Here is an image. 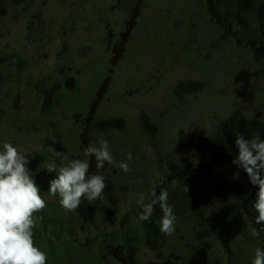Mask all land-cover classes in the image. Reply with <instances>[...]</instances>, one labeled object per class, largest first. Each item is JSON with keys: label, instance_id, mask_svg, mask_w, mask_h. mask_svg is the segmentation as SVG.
<instances>
[{"label": "rangeland", "instance_id": "374dc122", "mask_svg": "<svg viewBox=\"0 0 264 264\" xmlns=\"http://www.w3.org/2000/svg\"><path fill=\"white\" fill-rule=\"evenodd\" d=\"M1 1V0H0ZM6 14L0 19V151L11 143L28 157L46 207L35 214L34 243L47 255V264H121L108 255V246H118L132 238L139 248L138 263L156 260L145 244L144 227L138 222L142 206L138 193L148 194L162 180L168 156L193 161L199 143L209 139L221 121L234 111L264 120V59L239 46L233 37L210 16L206 0H148L127 46L123 62L116 69L111 88L99 111V119L122 118L123 131L95 132L93 143L109 142L115 161L127 160L129 171L114 165L100 173L107 185L94 206L96 226L85 233L77 209L66 211L58 196L49 194L57 168L72 160L87 159L74 115L86 114L97 90L108 76L111 53L106 46L109 32L119 36L125 29V15L114 9L116 0H3ZM42 11L45 22L39 42H27V24L32 14ZM237 36L262 41L253 20L247 35L233 25ZM92 46L93 52L80 57L78 50ZM21 54L22 57H18ZM76 84L69 90L66 80ZM60 85L61 105L43 113L41 84ZM194 80L204 84L201 92L178 100L176 84ZM145 112L158 128L150 138L140 126ZM68 116L69 119H66ZM63 152L60 161L49 150ZM234 188L246 186L241 169L233 164L218 169ZM108 206L113 214L101 212ZM211 214L201 222L195 213L178 219L175 232L163 252L178 264H252L257 248L264 250V235L253 237L248 219L239 213L234 224L229 257L218 240V231L205 241L198 230L207 226Z\"/></svg>", "mask_w": 264, "mask_h": 264}, {"label": "trees", "instance_id": "16d2710c", "mask_svg": "<svg viewBox=\"0 0 264 264\" xmlns=\"http://www.w3.org/2000/svg\"><path fill=\"white\" fill-rule=\"evenodd\" d=\"M210 16L224 29L225 37L235 38L239 46L251 49L257 60L264 59V0H206ZM148 8V0H116L114 9L125 15V29L115 38L112 32L108 33L106 46L111 53L108 76L97 90L95 99L89 104L86 114L73 116L80 129V140L84 148L93 143L92 135L95 132H107L112 130L123 131L126 122L122 118L99 119L98 114L108 94L116 69L123 62L134 30L139 19ZM6 14L5 2L0 1V19ZM253 20L257 23L258 31L262 41L252 36H237L233 25L238 26L245 35L251 32ZM45 22L42 11L31 15L27 24V42L33 46L42 37L43 25ZM92 46L82 47L78 50L80 57H86L92 53ZM18 57H22L21 54ZM264 73V71H263ZM44 91L43 113H50L55 107L61 105L59 99L60 85L47 86L45 80L41 81ZM76 81L74 78L66 80V87L71 90ZM1 85V82H0ZM204 84L194 80L182 81L176 84L174 96L182 100L185 96L201 92ZM66 119H69L68 116ZM140 126L142 130L152 139L158 135L156 124L145 112H140ZM259 133L264 139V120L249 117L241 111H234L226 119L220 122L215 133L207 140L198 144L193 156V161L175 159L168 156L162 180L153 190L159 192L167 189L168 203L172 206L176 223L178 219L185 217L188 213H195L201 222L211 214L207 226H202L197 232V238L205 241L212 236L213 231H218V240L225 253L232 257V235L231 224L236 222L239 213H242L251 224L252 228L264 235V226L256 224L258 213L253 207L258 192V186L251 184L247 173L241 169V179L246 186L234 188L231 199L221 205L230 192V185L227 179L219 173L221 167L233 165V160L238 155L236 138L243 135L251 139L255 133ZM90 174H100L108 169L105 163L103 169L97 170L94 156L89 157ZM264 178V173L261 174ZM152 199V197H151ZM150 199V200H151ZM101 212L105 216H111L112 210L103 206ZM39 214L40 219L49 220L44 214ZM78 219L81 222L80 231L85 233L90 226H96L98 211L94 204L87 199H82L81 205L77 208ZM163 213L159 205L148 221H142L144 227V240L147 248L155 253L156 260L146 264H178L176 260L165 256L163 248L169 239V235L160 231V220ZM139 248L132 238L127 239L118 246L109 245L108 255L121 264H139Z\"/></svg>", "mask_w": 264, "mask_h": 264}, {"label": "clouds", "instance_id": "9594fccd", "mask_svg": "<svg viewBox=\"0 0 264 264\" xmlns=\"http://www.w3.org/2000/svg\"><path fill=\"white\" fill-rule=\"evenodd\" d=\"M238 155L233 163L243 169L252 185L258 186L257 199L253 205L258 213L256 224L264 226V139L257 132L251 139L243 135L236 138ZM54 157L63 161L66 156L49 147ZM84 156H94L97 170L103 169L105 163L114 165L123 172L129 171L132 153L127 154V160L115 161L109 142L101 139L98 144L89 143L84 149ZM27 156L22 155L11 143H4L0 151V264H47V255L34 243L33 229L36 226L35 214L46 207L33 173L28 167ZM49 172H57V177L50 181L49 194L59 197L60 206L66 211H75L82 199L92 204L101 199L107 187L104 177L90 174V164L87 159H75L67 166L57 168L55 162L45 165ZM146 193H138L137 203L142 206L139 221H148L159 205L163 215L160 220V231L172 235L176 228V216L168 203L167 189H161L159 195L153 190L152 199L145 203ZM253 237L259 236V231L251 229ZM252 264H264V250L257 248Z\"/></svg>", "mask_w": 264, "mask_h": 264}]
</instances>
